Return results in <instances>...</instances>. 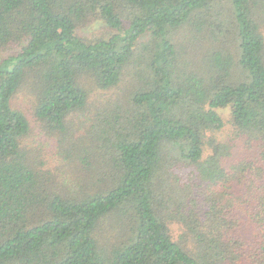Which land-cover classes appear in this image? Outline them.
Instances as JSON below:
<instances>
[{
  "label": "trees",
  "instance_id": "trees-1",
  "mask_svg": "<svg viewBox=\"0 0 264 264\" xmlns=\"http://www.w3.org/2000/svg\"><path fill=\"white\" fill-rule=\"evenodd\" d=\"M0 264H264V0H0Z\"/></svg>",
  "mask_w": 264,
  "mask_h": 264
},
{
  "label": "rangeland",
  "instance_id": "rangeland-1",
  "mask_svg": "<svg viewBox=\"0 0 264 264\" xmlns=\"http://www.w3.org/2000/svg\"><path fill=\"white\" fill-rule=\"evenodd\" d=\"M209 20L214 25H221L224 27L232 26L231 23H227L226 17L223 16L222 13L221 16L216 14L215 16H212V18L209 17ZM82 33L87 36L90 40L101 39L105 38V36L108 37V35H110V31L104 25L101 24H93L92 26L90 25V27L83 30L81 34ZM18 99L20 101L18 104L21 105V109H24L25 113L28 114V119L30 121L31 133L29 138L27 139V144L34 148L40 154V156L48 162L50 168H57L59 165L62 164V157L60 154V150L57 146L56 138L49 137V133H47L42 127V125L33 118L32 108L29 104V100L25 97V95L19 94ZM220 113L223 115V118L227 122V120L229 119V111L221 110ZM229 129L230 128L227 125L223 134L220 135V137L229 139L232 136L230 134ZM232 152L233 154L231 158L226 160L225 162V165L227 167H229L234 162H238L244 159L247 154V152L245 151L244 144L239 141L236 143L235 148L232 150ZM70 179L71 177L67 175L65 181L70 182ZM233 215L236 216L237 220L239 219L240 224L242 225L240 227L238 235H241L242 232L250 230V226H244L247 224V219L245 218L244 211H242L240 208H236ZM178 231L179 229L176 231V235H178Z\"/></svg>",
  "mask_w": 264,
  "mask_h": 264
}]
</instances>
